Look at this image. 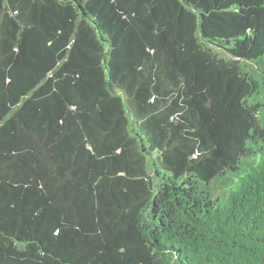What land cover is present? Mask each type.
Masks as SVG:
<instances>
[{"label":"trees","instance_id":"trees-1","mask_svg":"<svg viewBox=\"0 0 264 264\" xmlns=\"http://www.w3.org/2000/svg\"><path fill=\"white\" fill-rule=\"evenodd\" d=\"M0 264H264V0H0Z\"/></svg>","mask_w":264,"mask_h":264}]
</instances>
